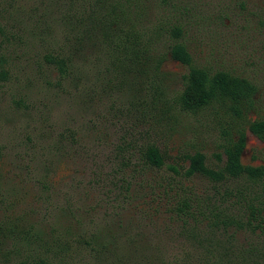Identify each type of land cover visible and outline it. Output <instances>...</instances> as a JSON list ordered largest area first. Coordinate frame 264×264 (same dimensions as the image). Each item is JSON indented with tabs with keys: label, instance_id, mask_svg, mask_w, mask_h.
<instances>
[{
	"label": "rangeland",
	"instance_id": "1",
	"mask_svg": "<svg viewBox=\"0 0 264 264\" xmlns=\"http://www.w3.org/2000/svg\"><path fill=\"white\" fill-rule=\"evenodd\" d=\"M196 9L202 21L192 24L184 36L194 64L248 79L256 87L253 104L243 118L232 110L231 101L213 103L198 112L181 110L179 97L189 68L171 58L163 66L162 93L154 91L155 99L146 102L142 97V104L99 84L93 73L89 81L84 77L75 87L57 82L58 73L44 62L53 44L52 35L44 29L46 12L40 0H0V199L4 195L12 200V191L7 193L17 173H12L16 171L12 158L24 148L34 156L36 149L32 174L52 179L62 202L70 199L82 208H93L96 221L132 220L143 230L147 252L135 255L134 264H199L194 258L206 250L180 237L175 225L163 224L168 201L157 198L153 202L149 186L156 184L160 190L167 181L176 187L183 184L201 198L222 191L229 185L215 190L201 176L185 179V156L202 152L208 164L215 166L219 163L216 155L225 159L223 146L231 138L238 139L241 131L247 136L243 164H262L264 143L249 131L248 121L264 119V0H197ZM67 130L76 139L68 138L59 144L58 152L46 153V145L56 141L54 135ZM26 136L33 140H25ZM148 144L164 153L166 165L133 171ZM124 162L130 165L126 170L132 183L129 193L121 195L117 170ZM27 181L25 201L34 204L35 177ZM113 199L120 208L110 212ZM147 202L158 209L155 220L138 216L151 205ZM117 211L119 216L114 215ZM231 232L240 243L250 241L245 230ZM87 255L82 252L79 260Z\"/></svg>",
	"mask_w": 264,
	"mask_h": 264
},
{
	"label": "trees",
	"instance_id": "2",
	"mask_svg": "<svg viewBox=\"0 0 264 264\" xmlns=\"http://www.w3.org/2000/svg\"><path fill=\"white\" fill-rule=\"evenodd\" d=\"M40 2L46 12L44 29L52 35L53 44L44 55V62L58 73L57 82L75 87L84 77L89 81L93 73L99 84L105 83L112 92L127 94L142 104L155 99L154 91L162 93L166 76L163 66L171 58L189 68L179 97L181 110L198 112L213 103L231 101L235 104L232 110L243 118L247 107L253 104L256 87L248 79L226 71L211 72L194 64L184 36L192 24L202 21L197 0ZM248 122L249 131L264 143V119ZM67 131L53 132L57 138L46 145V153L58 152L59 144L68 138L76 139L72 131ZM25 138L33 140L30 136ZM246 146L247 136L241 131L238 139L231 138L223 146L225 159L216 155L219 163L215 166L208 164L202 152L185 156V179L201 176L213 183L215 190L229 185L223 193L217 189L201 198L183 184L176 187L167 181L160 190L156 184L149 186L153 202L157 198L168 201L163 224L175 225L180 237L206 250L199 259L194 258L196 263L264 264V151L262 164L244 165ZM34 151L31 156L32 152L24 148L12 158L16 170L12 173L18 174L12 176L7 191H12V200L4 195L0 199V264H93L94 260L106 264L110 258H114L110 264H134L135 255L147 252L146 234L132 220L96 221L93 208H82L70 199L62 202L52 179L32 174ZM141 151L133 171L166 165V156L155 144H148ZM129 167L124 162L117 170L121 195L131 189L132 175L126 170ZM30 176L35 177L37 189L34 204L26 202L23 193ZM173 191L175 196L169 198ZM109 202L110 212L119 210L116 200ZM153 202H147L151 205L140 210L139 218L155 220L158 209L152 206ZM114 215L119 216V212ZM232 229L247 231L250 241L240 243ZM82 252L90 253V257L79 260Z\"/></svg>",
	"mask_w": 264,
	"mask_h": 264
}]
</instances>
